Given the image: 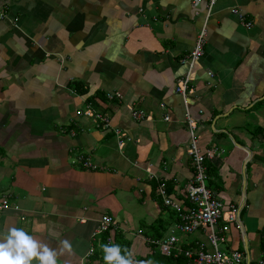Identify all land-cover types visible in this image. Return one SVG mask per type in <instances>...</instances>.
Returning a JSON list of instances; mask_svg holds the SVG:
<instances>
[{
  "label": "crops",
  "instance_id": "crops-1",
  "mask_svg": "<svg viewBox=\"0 0 264 264\" xmlns=\"http://www.w3.org/2000/svg\"><path fill=\"white\" fill-rule=\"evenodd\" d=\"M0 13V242L19 228L57 264H103L89 251L109 215L136 264L150 249L135 233L177 223L159 186L188 208V112L200 150L214 152L206 184L239 211L222 250L254 264L264 253V0H217L210 12L198 0H0ZM205 24L185 107L181 60ZM202 238L185 239L210 249ZM64 240L72 251L61 254Z\"/></svg>",
  "mask_w": 264,
  "mask_h": 264
},
{
  "label": "built area",
  "instance_id": "built-area-1",
  "mask_svg": "<svg viewBox=\"0 0 264 264\" xmlns=\"http://www.w3.org/2000/svg\"><path fill=\"white\" fill-rule=\"evenodd\" d=\"M198 1L206 2L208 11L210 12L217 0ZM231 13L237 15L239 19L244 18L239 9L233 8ZM2 18L3 14L0 13V19ZM247 26H250V23L247 22ZM205 38L206 24L199 32L190 54L181 60L182 63H187L188 72L177 83L175 91L182 98L185 107H187L189 96L192 93L190 73L194 65L204 54ZM208 75L212 76L211 73H208ZM117 98H120L119 94H117ZM88 113L86 112L85 114L90 117L94 116L103 126L109 127V117L102 116L101 114H93V112ZM131 118L134 121H143L147 120L148 116L142 111L131 110ZM168 119L169 116H164V120ZM185 122L190 135L187 153L191 158V165L194 172L193 179L185 189L188 208L183 209L180 203L176 202L171 195L166 193L163 185L159 186L158 193L162 198L164 206L177 213L179 222L171 225L161 239H154L150 236L143 235L141 231H137L135 236L141 238L148 247L154 246L163 256L178 258L180 255H183L186 258V262L183 264H249V261L246 260L243 253L235 250L227 254L219 247V244L223 245L227 242V234L229 233L231 225L237 223L239 211L232 205L226 208L218 199L216 193L207 187L206 181L208 178L206 175L205 161L211 159L214 156V152L212 150H207L206 152L200 150L194 134V124L188 112L185 113ZM115 132L117 138L120 139V136H123L118 131ZM119 146H122V142H119ZM82 164L89 169H97L87 159L83 160ZM6 207H8V201L6 197H1L0 211ZM115 227L114 219L109 215H103L93 232V237L105 232L112 234L113 230L116 229ZM187 235H195L198 238L204 237L210 249H206L204 243L196 239L186 240ZM181 236H184V238L181 239ZM107 243H112L111 237L107 240ZM191 244H194L195 248L192 246L187 248L183 247L184 245ZM93 251V248H91L89 255ZM254 264H264V253L255 260Z\"/></svg>",
  "mask_w": 264,
  "mask_h": 264
},
{
  "label": "clouds",
  "instance_id": "clouds-1",
  "mask_svg": "<svg viewBox=\"0 0 264 264\" xmlns=\"http://www.w3.org/2000/svg\"><path fill=\"white\" fill-rule=\"evenodd\" d=\"M61 243V254L65 250L72 251L69 241L64 240ZM101 247L105 264H132L131 260L120 255L119 245H101ZM57 255L55 250L38 243L19 228H10L4 242H0V264H31L33 259H37L39 264H57ZM136 264H145V262H136Z\"/></svg>",
  "mask_w": 264,
  "mask_h": 264
},
{
  "label": "trees",
  "instance_id": "trees-1",
  "mask_svg": "<svg viewBox=\"0 0 264 264\" xmlns=\"http://www.w3.org/2000/svg\"><path fill=\"white\" fill-rule=\"evenodd\" d=\"M205 167H206V175H207V178H208V176H209L208 172H209L210 167L206 166V161H205ZM207 187L209 189H211L209 183H208ZM165 190H166L167 194H170V191L168 189H165ZM165 210L167 211V210H171V209L166 207ZM174 213H175V215H173V216L176 218L175 222H179V217H178L177 213L176 212H174ZM170 225L171 224H168V222H164L163 219L157 218L154 221V224H153L154 235H152L150 237L154 238V239L163 238L165 233L167 232L168 228L170 227ZM99 237H100L99 246L93 252V256H95V258L99 256V252H100V256H101L100 259L104 255V252L102 250L101 245H109V246H111V245H119L120 249H121L120 255L124 256L126 259L130 260V256H129L130 243L127 242L123 238V235L121 234L120 231H117V229H115V230H113L112 234H110L109 232H105V233H103L101 235L96 236L95 238H99ZM110 237H111L112 243L108 244L107 240ZM183 247L187 248V246H183ZM149 249H150V252L145 257H137V258H135V261L136 262H145V263L153 262L155 264H183V263L186 262V258L183 255H180L178 258H173L172 256L167 257V256L161 255L159 253V251L154 246L149 247ZM125 250H127V252ZM102 262H103V264H105L103 258H102Z\"/></svg>",
  "mask_w": 264,
  "mask_h": 264
},
{
  "label": "rangeland",
  "instance_id": "rangeland-1",
  "mask_svg": "<svg viewBox=\"0 0 264 264\" xmlns=\"http://www.w3.org/2000/svg\"><path fill=\"white\" fill-rule=\"evenodd\" d=\"M164 219L167 220V217H165ZM167 221H168V220H167ZM194 236H195V235H187L186 237L192 239ZM183 238H184V236H181V239H183ZM202 239L204 240L205 238H202ZM219 247H220V249H222V244H219ZM147 264H155V263H153V262H149V263H147Z\"/></svg>",
  "mask_w": 264,
  "mask_h": 264
},
{
  "label": "bare ground",
  "instance_id": "bare-ground-1",
  "mask_svg": "<svg viewBox=\"0 0 264 264\" xmlns=\"http://www.w3.org/2000/svg\"><path fill=\"white\" fill-rule=\"evenodd\" d=\"M5 16V15H4ZM158 190H159V188H158Z\"/></svg>",
  "mask_w": 264,
  "mask_h": 264
}]
</instances>
